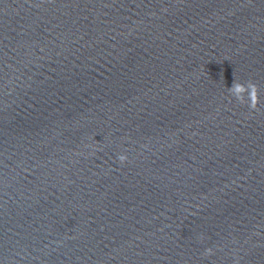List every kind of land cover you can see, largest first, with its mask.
I'll use <instances>...</instances> for the list:
<instances>
[{
    "label": "water",
    "instance_id": "obj_1",
    "mask_svg": "<svg viewBox=\"0 0 264 264\" xmlns=\"http://www.w3.org/2000/svg\"><path fill=\"white\" fill-rule=\"evenodd\" d=\"M0 264H264V0H0Z\"/></svg>",
    "mask_w": 264,
    "mask_h": 264
},
{
    "label": "clouds",
    "instance_id": "obj_2",
    "mask_svg": "<svg viewBox=\"0 0 264 264\" xmlns=\"http://www.w3.org/2000/svg\"><path fill=\"white\" fill-rule=\"evenodd\" d=\"M227 91L231 97L241 105H247L250 110L257 109L259 103V86L252 80L237 81L233 80L231 87L227 88ZM117 161L123 164L127 160V156L124 154H117ZM210 252V250H208Z\"/></svg>",
    "mask_w": 264,
    "mask_h": 264
}]
</instances>
